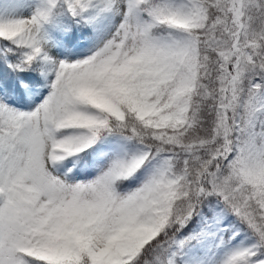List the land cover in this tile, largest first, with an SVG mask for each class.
Returning a JSON list of instances; mask_svg holds the SVG:
<instances>
[{"label":"snow or ice","instance_id":"1","mask_svg":"<svg viewBox=\"0 0 264 264\" xmlns=\"http://www.w3.org/2000/svg\"><path fill=\"white\" fill-rule=\"evenodd\" d=\"M0 264H264V0H0Z\"/></svg>","mask_w":264,"mask_h":264}]
</instances>
